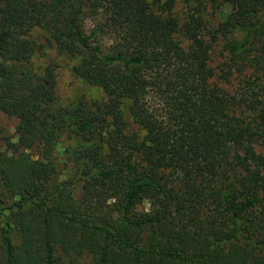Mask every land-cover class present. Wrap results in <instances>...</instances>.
Returning a JSON list of instances; mask_svg holds the SVG:
<instances>
[{
  "label": "trees",
  "instance_id": "16d2710c",
  "mask_svg": "<svg viewBox=\"0 0 264 264\" xmlns=\"http://www.w3.org/2000/svg\"><path fill=\"white\" fill-rule=\"evenodd\" d=\"M177 2L0 0V113L18 120L0 145V264H264V0H194L184 21ZM36 29L105 99L56 105L54 68L25 67ZM64 137L80 146L62 180Z\"/></svg>",
  "mask_w": 264,
  "mask_h": 264
},
{
  "label": "rangeland",
  "instance_id": "374dc122",
  "mask_svg": "<svg viewBox=\"0 0 264 264\" xmlns=\"http://www.w3.org/2000/svg\"><path fill=\"white\" fill-rule=\"evenodd\" d=\"M194 0H178L176 6V15L184 21L186 19L189 7ZM235 11V6L232 4H224L217 13H214L210 9L206 14L208 23L217 27L219 23L223 22L226 17ZM88 26L92 27L93 23L89 22ZM32 39L36 43L35 54L29 64H25V67L31 69L38 75H42L48 67H52L55 70L57 78V96L56 105L65 107H75L78 101L82 98L88 101H98L105 99L103 90L95 85L88 83L86 80L78 77L73 72V68L80 62V58L72 57L66 53L58 51L56 47L50 45L48 40L49 35L42 29H36L32 33ZM180 42L188 47L190 42L185 39L181 34L177 35ZM106 43H111V39H105ZM213 55V67L215 68L218 78L217 82L222 89L234 92L242 83V77L235 74L231 77L230 82H225L221 77L223 75V68H225V56L226 52L223 43L216 45ZM18 120L15 117H10L0 113V131L3 140L0 141L2 150L5 149V140L11 139L13 142L17 141L16 127ZM80 146L79 141L76 138L64 137L58 145V168L59 175L62 180H65L69 170L71 169L72 153L75 148ZM142 213H147L151 210L148 203L142 204L138 207ZM0 230L2 228V220L0 219ZM16 238V235L14 234ZM81 264L91 263L89 256L76 260ZM67 264H74L71 260L67 261Z\"/></svg>",
  "mask_w": 264,
  "mask_h": 264
}]
</instances>
